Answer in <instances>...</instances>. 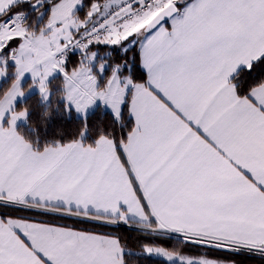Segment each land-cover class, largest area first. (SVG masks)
<instances>
[{
    "label": "snow or ice",
    "instance_id": "obj_1",
    "mask_svg": "<svg viewBox=\"0 0 264 264\" xmlns=\"http://www.w3.org/2000/svg\"><path fill=\"white\" fill-rule=\"evenodd\" d=\"M154 258L264 264V0H0V264Z\"/></svg>",
    "mask_w": 264,
    "mask_h": 264
},
{
    "label": "trees",
    "instance_id": "obj_2",
    "mask_svg": "<svg viewBox=\"0 0 264 264\" xmlns=\"http://www.w3.org/2000/svg\"><path fill=\"white\" fill-rule=\"evenodd\" d=\"M68 223H71V221H68ZM78 226H90V225H78ZM102 231H112L113 229L110 228H105V229H101ZM122 236H128V235H135L134 233H129L128 231H120V233ZM174 243V241H173ZM143 264H158V262L156 261V259L154 258L151 261H144Z\"/></svg>",
    "mask_w": 264,
    "mask_h": 264
},
{
    "label": "rangeland",
    "instance_id": "obj_3",
    "mask_svg": "<svg viewBox=\"0 0 264 264\" xmlns=\"http://www.w3.org/2000/svg\"><path fill=\"white\" fill-rule=\"evenodd\" d=\"M250 264H251V262H250Z\"/></svg>",
    "mask_w": 264,
    "mask_h": 264
}]
</instances>
